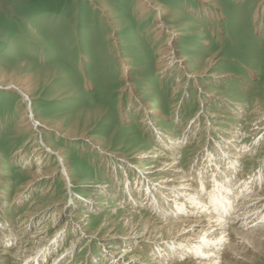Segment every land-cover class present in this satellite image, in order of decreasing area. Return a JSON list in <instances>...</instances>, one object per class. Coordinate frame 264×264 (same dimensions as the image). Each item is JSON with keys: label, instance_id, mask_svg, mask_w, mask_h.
Instances as JSON below:
<instances>
[{"label": "rangeland", "instance_id": "obj_1", "mask_svg": "<svg viewBox=\"0 0 264 264\" xmlns=\"http://www.w3.org/2000/svg\"><path fill=\"white\" fill-rule=\"evenodd\" d=\"M138 1L0 0V71L25 77L32 84L29 102L18 91L0 88V157L6 159L0 169V235L13 234L8 248L0 242L1 251L14 252L21 236L39 228L41 218L51 224L46 234L53 239L46 257H39L41 264H111L120 259L119 248L125 246L115 249L109 242L129 241L133 236L140 245L136 264L147 263L155 242L187 244L190 233L186 232L173 235L149 228L150 234L142 235L147 218L162 220L155 205L148 206L151 197L143 184L150 176L152 186H161L173 174L162 178L147 169L151 156L160 149L159 135L167 132L179 141L178 167L190 179L198 178V169L208 165L214 151L224 159L215 142L222 147L232 138L230 131L237 134L233 145L241 144L246 152L240 155L243 159L233 158L236 183L242 176L247 181L264 177V129L242 138L252 124L264 123V116L259 119L252 114L255 108L264 111V0H218L219 18L212 17L210 6H201L198 0H158L171 10L175 29L185 33L175 43L178 56L186 58L188 67L182 74L183 69L170 68L162 75H157V52L170 37V30L163 29L156 41L153 28L158 12L140 15ZM116 28L120 32H114ZM211 58L213 63L204 77L188 76L202 71ZM142 104L147 108L141 110ZM151 110L158 111L151 116L159 117H152L153 128L140 123L144 112ZM33 113L39 120L58 124L61 130L83 133L93 143L84 139L68 143L65 138L59 143L56 132H47V140L68 157L66 166L75 181L65 186L61 174L52 181L41 179L21 201L16 198L15 204L14 198L31 179L30 174L59 165L52 155L40 159L34 151L36 146L43 147L45 135L21 132L22 116L29 118ZM23 144L26 148L18 152ZM150 147L155 150L150 158L140 157ZM165 151L174 157L171 150ZM216 159L214 163L219 161L225 168L224 161ZM215 166L206 168L205 179ZM234 180L231 184L236 187ZM263 183L264 179L254 182L250 191ZM128 188L135 191L130 197ZM89 199L93 207L87 208L84 201ZM57 207L63 209L56 214ZM30 211L36 213L29 220L27 234H17L21 221L27 219L23 214ZM75 211L85 215V221L74 223L68 218ZM127 219L138 222L136 230L124 227ZM240 246L246 257L258 259L253 264H264V255L243 242ZM66 248L70 255L54 262V256ZM29 255L20 258L22 264ZM154 256L156 260L158 256ZM184 258L176 257L174 263H185Z\"/></svg>", "mask_w": 264, "mask_h": 264}, {"label": "bare ground", "instance_id": "obj_2", "mask_svg": "<svg viewBox=\"0 0 264 264\" xmlns=\"http://www.w3.org/2000/svg\"><path fill=\"white\" fill-rule=\"evenodd\" d=\"M198 2L201 3V6H210V9H208V11H210L212 17L219 18V16H221L218 11L219 8H221L218 4V0H198ZM137 6L136 7L139 10L140 15L142 16L155 13V11L158 12L155 19L156 26H154L153 28L156 41H158V35L163 32V29L170 30V37H168V39H166V41L159 47V50L157 52V75L164 74L170 68L174 71H179L183 69L181 71V74L182 72H188V67L185 64L186 58H181L180 56H178V51L175 43L176 40H179V38L177 37H182L185 35V33L179 32L175 29L176 27L173 26L177 23L171 20L172 18L170 19L171 10L169 9V7L164 5L162 6L158 2V0H139ZM252 19H256L255 13L253 14ZM114 32H120V30L116 28ZM125 61L126 60H124L123 62ZM212 63L213 61L211 58L202 71H193L188 74V76L193 79L204 77L206 75L205 73L207 72L208 68L212 65ZM247 71L249 72L250 70ZM29 85L32 84H30L25 79V77L11 75L9 76L6 73L0 71V88L18 91L20 95H22L23 100H27V102H29V91H31L29 90ZM177 85V89H179L180 84ZM133 94L135 95L136 93L133 92ZM146 108L147 105L143 104L140 107L141 110ZM28 109L29 108H27V110ZM145 112L143 114L142 119L140 120V123L143 124L145 127H149V125H152L150 127L153 128L155 125L151 124V122L153 121L151 119L152 117L157 115L158 111L151 110L150 112ZM25 113L26 112H24V114ZM151 114L155 115L151 116ZM252 114L258 116L257 118H261L262 116H264V111L260 110L259 108H255L253 109ZM22 118V120L20 119L22 121L21 132L24 133L31 130L32 132L37 131L43 136L45 135L44 137L46 138V141H43L42 139V142L45 143L43 147H34V151L38 152L37 154L41 156L40 159L43 157L45 159L49 155H52L55 158L56 163L58 162L59 165L45 173L42 172L40 169H37L36 172L30 174L31 176H29V178L31 177V179L25 181V183H23L20 187L21 190H18L20 194H16L14 198V201H16L15 204L17 203V200H15L16 198L21 201L24 198L26 192H28L31 188H35L37 182L41 179H48L52 181L55 180L58 174H61L62 181L66 184L65 186H71V184L75 181L71 180V172L66 166L68 157L64 156L63 150L59 148L58 145L51 144L47 140L49 139L47 132H56V134L59 136L57 138L59 143H62L60 141L61 138H65L68 143L80 139H84L89 143H93V141L91 139H88V137H86V135H83V133H81V135L83 136L82 137L74 132L61 130L58 124H50L46 121L39 120V118L34 116V113L29 118L26 116H22ZM155 119L158 120L159 117L155 116L154 120ZM259 119H257V121ZM253 126L258 127L255 129ZM232 129H235V127ZM257 129L263 130L264 123L262 125L252 124L250 128L243 133L242 138L244 139L247 136H251L255 133L257 134ZM157 132L159 133V131ZM223 134H225V132ZM160 135L157 143L160 146V149L156 151L157 154L151 156V159L153 160L150 159L151 165L149 164V166H147V169H150L149 173H153V176L163 175L162 178H164L165 174H173L170 175L171 177L168 176V178L164 180L167 184L165 183L161 186L155 185L156 187L151 185L150 176L145 177L147 184L144 181L143 185L146 189V194L150 193L149 196L151 197L150 200H148V206L151 208L152 205H155L153 208L158 211V215H160L162 220L159 222L156 219L147 218L146 226L144 227L142 235L145 232H147L149 235V228L151 229V232L154 228L156 231L159 232L163 230L170 231L173 233V235H181L185 232L188 234L190 233V235L188 236L189 242L187 244H181L180 242L176 241L170 242V244H165L163 242H155V246L149 252L151 256L148 257L146 264H240L239 261H246L247 264H253L251 261H257L258 259L255 260L254 257L251 258L250 256H245V252L243 251L242 246H240V243L242 242L246 244L251 250L253 249L259 252L260 256L263 257L264 183L259 189L254 188L251 191L250 189L251 187L253 188L252 185L254 182H262L264 177H262L261 175L257 176V181H255L254 179H250L249 181L243 180V176L239 177L237 183L236 180H234V175H236L237 168L236 163H234L235 160L233 161V158L243 159L240 155L242 153H246L245 151L242 152V150L244 149L240 147L242 146L241 144L237 147L233 145L232 139L237 137L236 131H230V136L232 135V138H230V140H227L226 142L224 141L225 145H222V147L224 148H222L218 144L220 142H215L216 148H219L222 156L224 157V159L222 158V160L224 161L223 164L225 168L220 165L219 161L218 163H214V157H218V159L222 161L219 157V151L216 150L213 152V158L208 160V165L204 166L200 170L198 169V178L201 177L199 181L197 177V179H190L187 173L183 172V170H181V167H178L181 165V160L179 162L177 157L178 155L176 152L177 146L179 145V141L176 140L174 137L172 138L170 136V133L168 132L165 133V135ZM263 135L264 134H262L261 136L262 138ZM23 147L24 144L20 147L18 152H22L26 148ZM165 149L171 150L172 156L174 157L167 155ZM235 150H238V153L235 152ZM154 151L155 150L150 147L148 150L143 151L142 154H140V157L150 158V154H153ZM164 159H166V161ZM244 161L247 160L245 159ZM0 163L1 169L3 167L2 164L6 163V159L2 158L0 160ZM212 166H215L214 169H209L212 172V175H208V179H205L203 177V174L206 173L203 172L206 171L207 167ZM7 176L10 175L7 174ZM232 180H234V184L237 185L236 187H233V185L231 184ZM126 192L127 195L130 197L131 194L135 191L131 192L128 188V191ZM156 193L160 194V198L157 197ZM171 194L174 197L172 199L170 198ZM128 196L127 198H129ZM167 201L171 202V205L165 204ZM84 204L87 206V208H90L93 205L91 199L84 201ZM58 205L59 204H56V206ZM137 205L138 204H136V206ZM62 209L63 208L57 207L55 209V213L57 214V212L62 211ZM36 211L27 212V216L23 214L22 217H26L27 219L25 221H21L20 225L18 226V231L16 232L17 234H27V231L30 228L29 220L33 215H35ZM68 215V218H73V222H76V220L77 222H83L86 218L85 215L80 214V211H75L69 213ZM113 215L114 214H111L109 217H112ZM128 215L131 216L132 214ZM77 217L81 219L78 221ZM129 220L130 219L125 220L124 227L127 229L129 228V231L136 230L139 226L138 222L133 223L129 222ZM38 223L39 224L37 225H39V228H35V230L28 234L26 237L19 236L20 241L18 243L16 242L17 246L15 247L14 252H8V249H3L2 251L0 250V256L3 258L0 264H22L20 258L29 253L30 255L27 257L28 259L25 260L23 264H41L39 263V257L41 260L46 257V255L48 254V250L46 249L51 245L53 239L51 240L48 237L50 235L46 234V231L48 230L47 228L51 224L47 223V221L43 220L42 218L38 220ZM155 224H158V226L155 227ZM8 231L11 232V230ZM135 235H137V232L135 233ZM0 236V242H3L5 244V247L7 246L8 248V244L11 243L12 240L11 236L13 237L12 232L8 234L5 233L4 235L2 233V235ZM136 239L137 238L133 236L129 241L113 243L109 242L114 246L112 248L115 249L123 246H129V248H119L120 251L118 256L120 259L117 262L111 264H136L138 262V255L136 249L138 246H140L136 242ZM68 250L69 248H66L62 251L60 249V254L57 253L54 256V262L62 261V259L68 257L70 255ZM154 255H157L158 258L161 260H157L158 258L154 260V257H156ZM176 257L179 258V260L180 258L184 260V257H187V259L185 263H174ZM114 258L115 257H111V259ZM191 258H195V260ZM162 261L164 263H161Z\"/></svg>", "mask_w": 264, "mask_h": 264}]
</instances>
